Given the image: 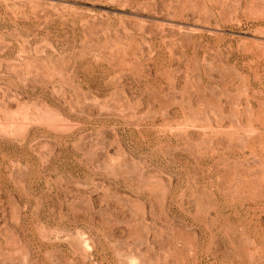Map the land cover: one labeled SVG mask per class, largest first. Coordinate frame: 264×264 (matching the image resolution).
<instances>
[{"label":"rangeland","instance_id":"rangeland-1","mask_svg":"<svg viewBox=\"0 0 264 264\" xmlns=\"http://www.w3.org/2000/svg\"><path fill=\"white\" fill-rule=\"evenodd\" d=\"M0 264H264V0H0Z\"/></svg>","mask_w":264,"mask_h":264}]
</instances>
